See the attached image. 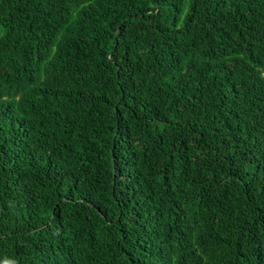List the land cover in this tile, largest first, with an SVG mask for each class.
Returning a JSON list of instances; mask_svg holds the SVG:
<instances>
[{"label": "trees", "instance_id": "1", "mask_svg": "<svg viewBox=\"0 0 264 264\" xmlns=\"http://www.w3.org/2000/svg\"><path fill=\"white\" fill-rule=\"evenodd\" d=\"M0 264H264V0H0Z\"/></svg>", "mask_w": 264, "mask_h": 264}]
</instances>
